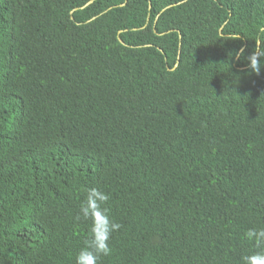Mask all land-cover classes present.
<instances>
[{
  "label": "trees",
  "instance_id": "16d2710c",
  "mask_svg": "<svg viewBox=\"0 0 264 264\" xmlns=\"http://www.w3.org/2000/svg\"><path fill=\"white\" fill-rule=\"evenodd\" d=\"M264 0H0V264H242L264 251ZM239 34L241 40L229 37Z\"/></svg>",
  "mask_w": 264,
  "mask_h": 264
},
{
  "label": "clouds",
  "instance_id": "9594fccd",
  "mask_svg": "<svg viewBox=\"0 0 264 264\" xmlns=\"http://www.w3.org/2000/svg\"><path fill=\"white\" fill-rule=\"evenodd\" d=\"M258 32L260 35L254 41L255 46L250 52L246 53V49L241 47L235 52L229 53L232 59L243 58L247 62V68L250 72L256 75H260L264 71V27H261ZM229 39L237 41L241 40V37L239 34H232ZM108 199L109 195L100 188L91 187L87 189L77 218L91 221V236L77 252L75 264H99L101 256L110 255L112 233L118 231L121 225L114 222L108 215L107 209L103 207ZM246 236L258 244H264V229H250ZM241 260L242 264H264V251L246 254L241 257Z\"/></svg>",
  "mask_w": 264,
  "mask_h": 264
}]
</instances>
